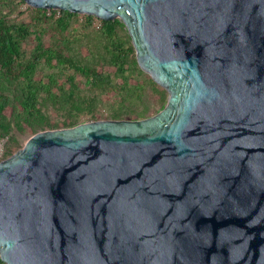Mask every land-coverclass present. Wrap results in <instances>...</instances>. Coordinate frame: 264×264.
I'll return each mask as SVG.
<instances>
[{"label":"water","instance_id":"95a60500","mask_svg":"<svg viewBox=\"0 0 264 264\" xmlns=\"http://www.w3.org/2000/svg\"><path fill=\"white\" fill-rule=\"evenodd\" d=\"M119 19L157 112L0 160L5 264H264V0H23Z\"/></svg>","mask_w":264,"mask_h":264},{"label":"trees","instance_id":"16d2710c","mask_svg":"<svg viewBox=\"0 0 264 264\" xmlns=\"http://www.w3.org/2000/svg\"><path fill=\"white\" fill-rule=\"evenodd\" d=\"M94 19L0 0L2 158L11 151V131L73 126L82 116L138 119L163 106L166 92L139 68L121 21L98 19L94 26ZM47 108L61 118L52 120Z\"/></svg>","mask_w":264,"mask_h":264},{"label":"rangeland","instance_id":"374dc122","mask_svg":"<svg viewBox=\"0 0 264 264\" xmlns=\"http://www.w3.org/2000/svg\"><path fill=\"white\" fill-rule=\"evenodd\" d=\"M99 19V18H98ZM98 19H94L93 20V25L94 26H98V24H99V21H98ZM27 47H28V45H27ZM37 75H38V73H37ZM158 85V84H157ZM159 86V85H158ZM161 87V86H160ZM163 89V88H162ZM166 92V91H165ZM167 95V94H166ZM165 95V96H166ZM155 100L156 99V95L155 94H151V96H150V100ZM166 99V98H165ZM160 110V109H159ZM46 112V114H49V116H50V118L52 119V120H55V121H57V120H59L61 117L59 116V115H62V114H59L58 112H56L55 113V111L52 109V108H47L46 110H45ZM150 111H152L151 109H150ZM4 113L8 116V114H9V110L8 109H5L4 110ZM149 116V115H148ZM80 119H82L81 120V122H83V121H87L88 120V116L86 117V116H82V117H80ZM60 124L58 123V127L57 128H66V127H70V126H65V127H63V126H59ZM57 128H50V129H57ZM42 130H46L45 128H43V129H40V130H38V131H42ZM38 131H36V132H38ZM35 133V132H34ZM33 133H29V130H26V131H24L23 133H20V132H14V131H11V136L14 138V140L12 139V140H10L9 141V148H10V150L12 151H10V153H9V155L10 154H12L13 152H15V150H17V149H19L22 145H23V143L25 142V140L30 136V135H32ZM5 140V138H0V160L1 159H4V158H6V157H8V156H6V157H4V158H2L3 156H1V154H2V147H1V141H4Z\"/></svg>","mask_w":264,"mask_h":264}]
</instances>
